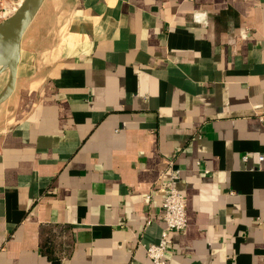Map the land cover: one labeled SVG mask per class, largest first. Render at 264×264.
<instances>
[{
    "label": "crops",
    "instance_id": "1",
    "mask_svg": "<svg viewBox=\"0 0 264 264\" xmlns=\"http://www.w3.org/2000/svg\"><path fill=\"white\" fill-rule=\"evenodd\" d=\"M168 160L169 264H264V0H45L0 105V264H152Z\"/></svg>",
    "mask_w": 264,
    "mask_h": 264
},
{
    "label": "built area",
    "instance_id": "2",
    "mask_svg": "<svg viewBox=\"0 0 264 264\" xmlns=\"http://www.w3.org/2000/svg\"><path fill=\"white\" fill-rule=\"evenodd\" d=\"M22 2L23 0H0V23L9 18ZM167 168L160 172L157 179V184L164 190L161 200L164 226L158 242L145 247L146 255L152 264H169L168 238L173 233L184 232L187 227L186 199L175 186L179 172L173 169L171 160L167 161Z\"/></svg>",
    "mask_w": 264,
    "mask_h": 264
},
{
    "label": "water",
    "instance_id": "3",
    "mask_svg": "<svg viewBox=\"0 0 264 264\" xmlns=\"http://www.w3.org/2000/svg\"><path fill=\"white\" fill-rule=\"evenodd\" d=\"M45 0H23L15 12L0 23V76L7 80L0 91V105L12 95L21 56V41Z\"/></svg>",
    "mask_w": 264,
    "mask_h": 264
},
{
    "label": "rangeland",
    "instance_id": "4",
    "mask_svg": "<svg viewBox=\"0 0 264 264\" xmlns=\"http://www.w3.org/2000/svg\"><path fill=\"white\" fill-rule=\"evenodd\" d=\"M2 77H5L4 75Z\"/></svg>",
    "mask_w": 264,
    "mask_h": 264
}]
</instances>
